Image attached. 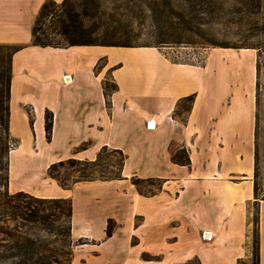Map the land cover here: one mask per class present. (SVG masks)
Wrapping results in <instances>:
<instances>
[{
  "label": "crops",
  "instance_id": "0c3cea01",
  "mask_svg": "<svg viewBox=\"0 0 264 264\" xmlns=\"http://www.w3.org/2000/svg\"><path fill=\"white\" fill-rule=\"evenodd\" d=\"M44 2L0 0V44L22 46L10 56L7 132L15 141L6 154L8 192L71 198V237L87 240L73 250L93 249L94 259L127 224L123 252H133L137 264H155L144 260V253L160 256L158 264L192 258L197 264H237L251 257L254 235L258 264H264V199L254 195L249 84L219 76L208 62L213 51L199 65L172 60L154 45L32 44V26ZM101 58L104 64L95 72ZM106 78L117 85L109 107L102 87ZM191 94L182 121L175 112L179 100ZM46 110L53 114L49 141ZM148 121L155 126L147 128ZM173 143L186 148L189 165L171 161ZM102 146L125 155L122 178L81 180L64 188L48 176L51 163L93 160ZM133 176L160 179L161 187L143 195ZM105 186L131 201L114 203L112 212L90 203L88 192ZM108 218L115 221L110 237ZM204 231L209 239L202 238ZM144 237L151 244L141 245Z\"/></svg>",
  "mask_w": 264,
  "mask_h": 264
},
{
  "label": "rangeland",
  "instance_id": "374dc122",
  "mask_svg": "<svg viewBox=\"0 0 264 264\" xmlns=\"http://www.w3.org/2000/svg\"><path fill=\"white\" fill-rule=\"evenodd\" d=\"M72 1L79 4L87 0ZM90 1L88 0L89 6L93 7V3L91 4ZM98 1H100V9L105 10L104 18L108 17L110 13L122 12L121 8L116 9L117 12L113 10L111 0ZM178 1L183 3L180 9L184 14V20L193 15L192 13L199 15L193 24V31L185 30V23L180 18L177 19L178 28L175 29L172 36H169L166 42H159V29L147 14L142 19L127 18L128 33L123 34L122 37L128 35L132 45L157 46L170 59L186 63L202 65L207 55L213 51L208 62L216 68V73L219 76H231L234 77L235 83L239 79L240 83L242 82L246 86L249 84L253 100H251V105L253 103L254 111L253 180L257 197L261 199L264 197V0H249L248 5L239 3V0H219L223 4L220 9H216L213 0H202L203 4L197 5L196 8L190 6L187 0ZM120 31L123 33V29ZM51 36L57 39L56 35L51 34ZM221 44L247 47H222ZM9 51V49L0 50V60L4 64ZM238 75L240 76L238 77ZM189 104V101L184 100L180 105L186 108ZM185 116L186 112L182 111L181 118H185ZM14 141L8 135L4 125V116H2L0 118V253L6 257L0 258V264H12L9 255L15 250L7 246L12 245L14 239L20 235H29L35 240L31 259L34 264H41L38 255L43 251L39 249L38 244L39 239L42 238L48 243V251L44 253L50 254L49 260L52 264L66 263L70 252H72V261L74 260L71 264H137L133 252H127L126 255L123 252L126 246L125 236L129 231L127 224L123 226L113 242L107 243L101 248L103 254L101 253L99 258L94 259L91 257L94 256L93 249L82 248L74 251V246L68 245L55 230L49 233L39 223L23 220L13 214L12 206L16 205V201L8 198L11 193L7 190L5 175L6 154L8 149L14 145ZM171 148L177 149V146L173 143ZM120 161L121 154L113 148H107L100 156V163L107 171L117 172L120 169ZM79 166V163L72 166L64 161L62 166L57 167L54 174L62 180L66 177L71 180L72 175L77 174L75 169ZM100 167L96 166L97 169ZM158 184L159 181L153 179L142 182L140 187L144 192H148V190L155 189ZM114 190L115 188L112 186L91 189L88 192V200L96 206L100 205L103 211L105 209L107 212H112L110 207L114 203L126 205L131 201L128 196H120ZM79 195L82 199V196L85 195L84 191L80 190ZM63 220V217L60 218L56 224ZM151 242V239L144 237L141 245L146 246ZM116 248L121 249L120 252L123 253L114 256ZM251 257L240 259L237 264H253ZM142 258L153 260L155 264L161 260L160 256H151L146 253L142 254ZM83 260H86V263ZM184 264H197V259L192 258Z\"/></svg>",
  "mask_w": 264,
  "mask_h": 264
},
{
  "label": "trees",
  "instance_id": "16d2710c",
  "mask_svg": "<svg viewBox=\"0 0 264 264\" xmlns=\"http://www.w3.org/2000/svg\"><path fill=\"white\" fill-rule=\"evenodd\" d=\"M90 1V0H89ZM216 9L222 8L223 4L219 0H213ZM249 0H239V3L248 5ZM93 7L89 6L88 0L76 4L72 0H62L57 3L54 0H45L41 5L38 14L35 18L31 30V42L40 46L64 47L74 44H100V45H124L130 46V38L127 34V18L142 19L145 15L151 18L152 22L159 29L160 41L166 42L169 36L178 28L177 19H182L185 23V30L193 31V24L199 18L197 13H192L190 17L184 20V14L180 9L183 3L178 0H111L113 10L116 11L120 8L122 12L110 13L108 17L104 18L105 10L100 9V1L91 0ZM190 6L196 8L197 5L203 4L202 0H187ZM81 7V9H80ZM181 10V11H180ZM198 10V9H197ZM199 25V24H198ZM123 29V33L120 31ZM197 32V31H196ZM56 35L57 39L51 36ZM122 34V35H121ZM222 47H247V46H232L221 44ZM20 45L14 44H0L1 49H9L7 61L2 63L0 60V118L4 116V125L7 130V115H8V83L10 78V56L19 49ZM253 47V45H252ZM104 64V59L101 58L94 66V71L97 72ZM103 93L107 107L110 106V96L117 88L114 81L106 78L102 82ZM194 95H188L179 100L178 108L175 115L181 118V112H187L190 109ZM189 101L188 107H183L180 104L184 101ZM181 109V111H180ZM52 112L45 111L44 115V128L47 141L51 138L52 131ZM184 121V118H181ZM84 147V145H83ZM108 147L102 146L93 160L77 159L69 157L65 160H59L51 163L47 168L49 177L55 179L59 185L64 188H70L73 183L81 180H108L122 178L121 169L125 161V155L119 149H114L121 154L120 169L117 172L107 171L106 168L100 163V156L106 151ZM64 161H67L72 166L80 164L75 169L76 175H72V179L68 177L60 179L54 174L58 166H62ZM171 161L181 165H189L190 158L185 147H177L172 149ZM96 166H101L99 169ZM7 168V161H6ZM7 183V174L5 175ZM158 180L159 184L155 189L144 192L140 185L142 182L150 180ZM131 182L137 187L139 193L149 195L156 192L161 187V180L157 178H140L137 176L131 177ZM254 195L257 197L256 187L254 185ZM8 198L16 201L13 205V214L18 215L20 218L30 222L39 223L43 229L49 233L55 232L62 237V239L71 247L87 243L84 238L73 240L71 237V216H72V200L69 197H38L28 192L17 191L8 195ZM264 199V197L262 198ZM63 217V221L59 224L56 222ZM115 227V221L111 218L107 220L105 229L106 237L112 235ZM54 232V233H55ZM35 240L29 235H20L14 239L12 245L7 247L13 248L15 251L9 255L12 264H34L32 259V246ZM39 249L43 253L39 254L41 264H52L49 260L50 254H45L48 251V243L44 238L39 239ZM70 257L64 264H71L72 252L69 253ZM2 256L0 253V258ZM253 264H258V240L254 235L252 242V257Z\"/></svg>",
  "mask_w": 264,
  "mask_h": 264
},
{
  "label": "built area",
  "instance_id": "2783aa9c",
  "mask_svg": "<svg viewBox=\"0 0 264 264\" xmlns=\"http://www.w3.org/2000/svg\"><path fill=\"white\" fill-rule=\"evenodd\" d=\"M168 57V56H167ZM63 80L64 82H68L69 81V77H67V75H65L63 77ZM155 126V123H152V121H148L147 124H146V127L147 128H151V127H154ZM211 236H210V233L209 232H202V238L203 239H209Z\"/></svg>",
  "mask_w": 264,
  "mask_h": 264
}]
</instances>
